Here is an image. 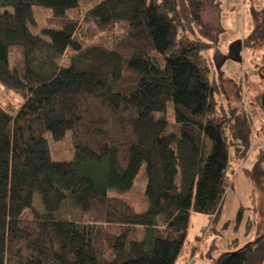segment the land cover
Here are the masks:
<instances>
[{
  "label": "trees",
  "instance_id": "trees-1",
  "mask_svg": "<svg viewBox=\"0 0 264 264\" xmlns=\"http://www.w3.org/2000/svg\"><path fill=\"white\" fill-rule=\"evenodd\" d=\"M247 2L250 46L264 39V8ZM79 3L0 0V82L25 97L0 104V264H176L192 214L218 217L250 119L217 96L200 0H98L70 16ZM35 6L52 10L38 32ZM47 132L71 133L72 160L53 158ZM142 166L146 207L129 198ZM241 171L255 198L264 148ZM258 237L214 261L263 264Z\"/></svg>",
  "mask_w": 264,
  "mask_h": 264
},
{
  "label": "rangeland",
  "instance_id": "rangeland-1",
  "mask_svg": "<svg viewBox=\"0 0 264 264\" xmlns=\"http://www.w3.org/2000/svg\"><path fill=\"white\" fill-rule=\"evenodd\" d=\"M97 1L80 0L79 5L69 10L68 14L81 16L89 6ZM200 1L201 24L198 32L201 38L213 43L206 54L213 64L216 78L220 83L217 96L224 101L231 102L230 104L234 106L242 107L251 122L252 146L243 163H233L236 174L233 177L232 186L225 193L218 217L213 221L214 216L210 218L208 214L194 213L190 219L184 251L194 243L199 244V251L195 260L189 263L186 261L185 264H217L215 259L237 247L256 241L258 236L264 232V190L257 193L254 198L250 193L253 185L241 171V167L251 166L256 153L259 149L264 148V39L254 41V44L250 46L245 45V42L243 44V37L251 32L254 24L253 18L248 12V0H232L235 2L236 9L229 15L225 14L226 10L229 11L227 7H230V0ZM255 4L258 9L264 8V0H255ZM34 11L38 28H32V30L38 32L39 28L46 23V18L52 15V10L35 6ZM220 13L222 14L223 29H220L221 26L218 23ZM97 41L107 45L110 43V39L105 35L98 37ZM17 54L18 52L14 51L12 58ZM218 54L224 55L225 58ZM71 56L72 52L68 50L63 55L61 64L68 66ZM24 99L21 91L8 89L0 82V104L9 111L21 106ZM161 115L160 113L156 114L157 117ZM166 117L169 121L174 119L172 103L168 104ZM44 136L50 142L54 159H73L75 150L70 132H67L64 139L60 141L53 140L49 132ZM144 167L142 166L136 177L129 198L146 207ZM240 211L241 218L238 216ZM249 221L253 223L249 225ZM209 226L211 227L209 235L203 236ZM198 236L204 237L203 240L198 239ZM235 243L237 246L234 245ZM181 257L180 261H183L185 257L183 255Z\"/></svg>",
  "mask_w": 264,
  "mask_h": 264
},
{
  "label": "crops",
  "instance_id": "crops-1",
  "mask_svg": "<svg viewBox=\"0 0 264 264\" xmlns=\"http://www.w3.org/2000/svg\"><path fill=\"white\" fill-rule=\"evenodd\" d=\"M234 4H235V2L232 1V0H230V7L231 8L230 7H227L229 9V11L226 10V14L225 15H229L234 9H236V7H234ZM222 6H223V4H222ZM219 15L220 16H219V22L218 23L221 26L220 29H223L224 26H223L222 18H221L222 17V14L220 13ZM225 30H227V29L225 28ZM193 245H195V243L192 244V245H190L189 247H187V249L182 252L181 255H183L185 257V259L183 261H180V259L182 258L181 255H180L179 258H178V260L176 261V264H185L186 261H187V263L190 262V259L189 258H190V254L192 252ZM212 248H213V245H212L211 249ZM198 251H199V249L197 250L196 254L194 255V259L193 260H195Z\"/></svg>",
  "mask_w": 264,
  "mask_h": 264
},
{
  "label": "built area",
  "instance_id": "built-area-1",
  "mask_svg": "<svg viewBox=\"0 0 264 264\" xmlns=\"http://www.w3.org/2000/svg\"><path fill=\"white\" fill-rule=\"evenodd\" d=\"M212 226V225H211ZM210 226L206 229V231H205V234L204 235H207V234H209V231H210Z\"/></svg>",
  "mask_w": 264,
  "mask_h": 264
},
{
  "label": "water",
  "instance_id": "water-1",
  "mask_svg": "<svg viewBox=\"0 0 264 264\" xmlns=\"http://www.w3.org/2000/svg\"><path fill=\"white\" fill-rule=\"evenodd\" d=\"M263 98H264V96H263ZM264 101V100H263ZM217 264H219V261L217 262Z\"/></svg>",
  "mask_w": 264,
  "mask_h": 264
}]
</instances>
